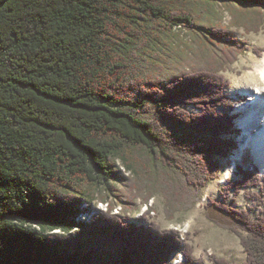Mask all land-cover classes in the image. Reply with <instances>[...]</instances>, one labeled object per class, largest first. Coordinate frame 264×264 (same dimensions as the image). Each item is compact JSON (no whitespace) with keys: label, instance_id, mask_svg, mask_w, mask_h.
<instances>
[{"label":"trees","instance_id":"16d2710c","mask_svg":"<svg viewBox=\"0 0 264 264\" xmlns=\"http://www.w3.org/2000/svg\"><path fill=\"white\" fill-rule=\"evenodd\" d=\"M195 1L0 0V264H173L174 253V264H206L155 222L110 211L75 220L120 179L118 158L153 171L169 198L206 187L237 147L222 70L249 47L219 23L206 28ZM184 28L209 52L204 67L173 51ZM238 171L228 191L261 189L253 167ZM248 198L247 209L206 206L239 235L242 264H264V197Z\"/></svg>","mask_w":264,"mask_h":264},{"label":"rangeland","instance_id":"374dc122","mask_svg":"<svg viewBox=\"0 0 264 264\" xmlns=\"http://www.w3.org/2000/svg\"><path fill=\"white\" fill-rule=\"evenodd\" d=\"M195 2H197V12L201 20L208 22L204 25L206 28L213 29L219 23L222 29L231 31L237 39L245 41L249 47L248 50L238 54L231 65L222 70L229 82L227 93L233 105L231 112L237 115L236 132L231 134L237 142V147L230 152L228 157L219 158L220 175L211 180L206 187L199 191H190L182 186L177 196L169 198L163 195V187L161 183H158L159 181H155L153 171L144 169V166L128 170L123 160L118 158L116 167L120 169V174L124 178L117 174L120 179L111 181L109 186L99 193L98 198L101 194L104 197L107 196V199L102 201L96 198L88 204L86 213L76 217L75 220H85L97 214L98 211H110L111 214L124 215L130 222H139L141 219L147 223L155 222L163 229L177 231L180 238L184 235L183 239H186L192 246L195 257L206 264H211L214 257L242 264L245 260V253L239 235L219 224L226 223L221 212L212 207L207 208L206 205L209 200L224 201L233 207L247 209L254 205H252L254 200L248 198L249 193L254 191L264 197V172L249 158L250 155L246 154V158H249L247 163L232 161L240 143L241 131L237 123L241 113L237 112V106L246 101V96L242 95L239 89L251 85L249 84L251 81L247 78L248 68H251L253 61L258 60L264 52V6L259 4L261 10L258 11V7H251L250 3L242 0L239 1L238 9L223 0H196ZM238 12L241 19L240 24L245 22L246 27L236 22ZM194 31L198 34L199 29L196 28ZM175 32L177 35L174 33L172 37L174 52H181L180 54L184 56L188 53L193 58L191 64H197L200 67H204L205 63L211 60L209 52H206L207 49L200 48L195 42L194 34L190 29H177ZM214 42L215 40H212V43ZM145 112L142 114H147V111ZM131 152V156L136 158L139 165L147 164L140 150L133 149ZM252 167L259 175L261 189L252 187L241 189L239 193L227 190L229 181L236 182L241 178L239 168L249 170ZM121 200L123 202H120ZM110 205H112L111 209ZM83 206L86 207L87 204ZM144 210H149L151 214ZM74 230L75 228L72 231ZM180 255L182 253H174L171 256L173 264L178 261Z\"/></svg>","mask_w":264,"mask_h":264},{"label":"bare ground","instance_id":"6f19581e","mask_svg":"<svg viewBox=\"0 0 264 264\" xmlns=\"http://www.w3.org/2000/svg\"><path fill=\"white\" fill-rule=\"evenodd\" d=\"M247 78L251 85L239 89V92L246 96V101L237 106V112L241 113L237 127L241 132L239 147L232 161L247 163L250 158L264 172V52L258 60L253 61L252 67L248 68ZM246 154L250 157L246 158ZM181 238L183 239L184 235ZM182 258L180 255L177 262Z\"/></svg>","mask_w":264,"mask_h":264},{"label":"built area","instance_id":"2783aa9c","mask_svg":"<svg viewBox=\"0 0 264 264\" xmlns=\"http://www.w3.org/2000/svg\"><path fill=\"white\" fill-rule=\"evenodd\" d=\"M118 214V213H117Z\"/></svg>","mask_w":264,"mask_h":264}]
</instances>
